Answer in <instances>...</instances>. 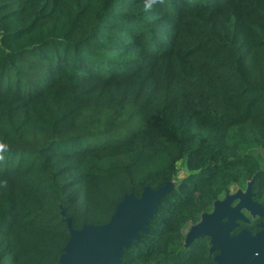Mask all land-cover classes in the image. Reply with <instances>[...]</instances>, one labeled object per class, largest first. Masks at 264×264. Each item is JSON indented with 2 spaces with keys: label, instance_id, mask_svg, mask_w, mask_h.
Masks as SVG:
<instances>
[{
  "label": "trees",
  "instance_id": "obj_1",
  "mask_svg": "<svg viewBox=\"0 0 264 264\" xmlns=\"http://www.w3.org/2000/svg\"><path fill=\"white\" fill-rule=\"evenodd\" d=\"M148 2L0 0V264H59L63 216L145 188L122 264H211L185 227L249 182L264 208V0Z\"/></svg>",
  "mask_w": 264,
  "mask_h": 264
},
{
  "label": "water",
  "instance_id": "obj_2",
  "mask_svg": "<svg viewBox=\"0 0 264 264\" xmlns=\"http://www.w3.org/2000/svg\"><path fill=\"white\" fill-rule=\"evenodd\" d=\"M252 182L247 184L244 193L237 191L234 195L226 197L222 202L214 204V210L210 215H203L201 223L193 227L186 239V246L194 240L210 236L221 247L227 241L229 230L236 226V221L246 222L241 213L245 210L251 217L261 218L258 227L260 232L255 237H249V233H239L241 240L237 244H264V208L252 200ZM171 185L167 184L156 191L145 188L140 198L132 195L126 196L117 206L109 222L103 226H83L80 230H73L70 219H62L66 222V233L69 240L60 258L59 264H122L123 251L131 245L140 242V235L147 234V227L153 217L158 213V207L162 199L170 192ZM237 201L232 208L230 205ZM227 219L222 224L221 220ZM247 237L248 240H243ZM217 264H264V250L248 253L240 247L232 252H225L221 248V254L215 259Z\"/></svg>",
  "mask_w": 264,
  "mask_h": 264
},
{
  "label": "flooded vegetation",
  "instance_id": "obj_3",
  "mask_svg": "<svg viewBox=\"0 0 264 264\" xmlns=\"http://www.w3.org/2000/svg\"><path fill=\"white\" fill-rule=\"evenodd\" d=\"M246 189H247V187L244 188V189L232 188L230 190V192L227 195L224 196V198H222V199H220L218 201H215L212 204V207H211L210 211L208 213L203 214V215H210L213 212V210H214V204L215 203L224 201L226 199V197L234 195L237 191H241L242 193H244L246 191ZM252 200L254 202H256L254 200V194H253ZM236 204H237V201L233 202L230 206L233 208ZM241 213L244 215V217L246 219V222L236 221V223H235L236 226L229 230V234L227 236V241H224L225 243L222 245V247L225 248V252H227V253L232 252L238 247L247 250L248 253L251 252V249L253 250V252H256L257 250H259L261 248L264 250V244L263 245H259V244H250V243H247V244L246 243H240V244L236 243L237 240H241V238L238 235L242 231L248 232L249 235H250L249 237H251V238L255 237L261 230V228H259L258 225L261 222H263V219H261V218H258V217L253 218V217H251L250 214L247 213L245 210H242ZM202 216L200 218V221L197 224H195V225L189 224L190 226H192L189 229V231L193 227H195L196 225L201 223ZM227 221H228L227 219H224V220H221V223L225 224V223H227ZM189 231H188V233H189ZM187 235L185 237V242H186V239H187ZM197 240L202 241V246L206 248V250H207L206 254L208 255V258H210V263L211 264H217L215 259L218 256H220V254H221V248H222L221 245L217 244L216 241L214 242L210 236H204V237L198 238V239L194 240L193 242H191V244H193ZM243 240H248L249 241L250 239H247V237H245V238H243ZM191 244H189L188 246H190ZM184 245H185V247H188V246H186V244H184Z\"/></svg>",
  "mask_w": 264,
  "mask_h": 264
},
{
  "label": "rangeland",
  "instance_id": "obj_4",
  "mask_svg": "<svg viewBox=\"0 0 264 264\" xmlns=\"http://www.w3.org/2000/svg\"><path fill=\"white\" fill-rule=\"evenodd\" d=\"M178 174L174 180L175 183H178L180 182L185 176H186V172L183 168V165L180 163L178 164ZM192 226H190L189 224L185 227V229L183 230V234L184 236L186 237V235L188 234V231L189 229L191 228Z\"/></svg>",
  "mask_w": 264,
  "mask_h": 264
},
{
  "label": "clouds",
  "instance_id": "obj_5",
  "mask_svg": "<svg viewBox=\"0 0 264 264\" xmlns=\"http://www.w3.org/2000/svg\"><path fill=\"white\" fill-rule=\"evenodd\" d=\"M155 2H156V0H150V2L145 4V8L146 9L150 8L152 6V4L155 3Z\"/></svg>",
  "mask_w": 264,
  "mask_h": 264
}]
</instances>
